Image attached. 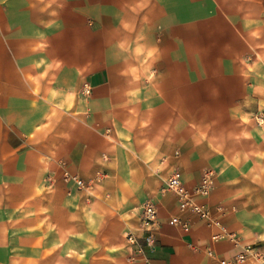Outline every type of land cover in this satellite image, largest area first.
Segmentation results:
<instances>
[{
    "label": "crops",
    "instance_id": "1",
    "mask_svg": "<svg viewBox=\"0 0 264 264\" xmlns=\"http://www.w3.org/2000/svg\"><path fill=\"white\" fill-rule=\"evenodd\" d=\"M6 1L7 17L5 22L0 20V28L6 27L7 44L3 46L0 33V94L5 92L9 100L23 82L24 72L17 66L21 52L10 35L11 27L21 26L29 27V40L44 28L48 49L43 54L54 63L59 81L64 76L68 77L64 81L92 87L89 100L75 105L83 107V115L76 116L72 106L70 115L61 116L46 132L38 148L44 169L58 172V159H65L70 170L85 178L98 169L99 154L108 151L112 156L108 167L151 171L168 154L169 169L178 168L189 188L200 182L206 169H214L218 173L212 193L197 200L214 210L222 206L224 224L233 232L247 233L245 240L259 243L255 250L264 253V130L253 135L237 117L228 136L227 158L218 150V132L212 125L222 122V112L228 108L249 104L255 93L239 66L248 54H260L255 42L264 43V33L261 39L255 38L254 24L248 21V11L255 6L252 0H236L230 6L223 0H215L217 6L212 0H53L49 8L41 9L39 0ZM15 12L27 13L28 19L16 18ZM152 59L160 63L149 68L146 63ZM151 75H160L159 81ZM8 100L7 116L14 115L17 105L11 108ZM145 121L148 129L142 128ZM131 122L128 133L126 125ZM9 123L20 124L15 119ZM159 123H171L175 133L156 148ZM191 124L200 125L195 130ZM120 132L129 140H122ZM30 154L25 150L22 156ZM125 156L133 157L132 164L123 161ZM157 179L148 180L155 185ZM126 185L122 177V186ZM148 199L140 196L131 203L142 209ZM154 201L159 219L153 229L155 241L152 246L146 243L147 233L140 229V217L136 218L129 233L137 237V243H127L123 264H213L210 247L219 257L230 258L248 245L229 240L213 244V230L190 213L186 214L191 220L188 231L172 224L171 217L180 213L173 193ZM254 218H261V228L255 226ZM140 244L143 253L137 252ZM131 257L135 259L130 261ZM243 264L260 262L250 257Z\"/></svg>",
    "mask_w": 264,
    "mask_h": 264
},
{
    "label": "rangeland",
    "instance_id": "2",
    "mask_svg": "<svg viewBox=\"0 0 264 264\" xmlns=\"http://www.w3.org/2000/svg\"><path fill=\"white\" fill-rule=\"evenodd\" d=\"M238 1L242 3L245 0ZM252 1L255 6L248 11V21L254 24L253 36L261 39L264 33V10L261 8L264 0ZM212 2L217 6L215 0ZM223 2L230 6L235 5L236 0ZM256 3L260 6H256ZM38 4L40 9L49 8L53 0H39ZM6 6L7 1L0 0L2 22L7 17ZM35 9L33 16L37 19V7ZM176 12L174 9L173 14L176 15ZM15 16L28 19L27 13L23 16L15 12ZM184 18L187 20L188 16ZM0 29L5 47L6 27ZM43 29L32 41L29 40V27L10 29L11 39L16 41L15 46L21 52L17 66L24 74L20 76L23 82L13 92V97L8 100L5 92L0 94V264H123L130 226L136 218L140 217L141 220L142 209L131 202H137L140 196L153 200L163 196L161 188L174 172L169 169V155H162L155 170L139 172L130 167L118 171L117 168L108 167L112 156L108 151H102L99 154L98 169L85 175L87 179L93 178L99 171L106 175L95 184L91 195L76 190L73 183L65 180L64 170L69 169L65 159H58V172L51 168L44 169L38 148L42 146L46 132L51 130L61 116L68 117L72 106L76 116L83 115V107L76 108L75 105L87 102L92 92L90 95L83 93L87 83L75 85L64 81L68 79L64 76L62 82L58 80L52 69L54 63L43 54L48 49V36L44 35ZM254 46L260 54H248L239 65L247 82L254 84L253 99L242 108H228L227 113L222 112V122L212 124L218 132V150L227 158L230 150L228 136L235 128L234 120L237 117H241L242 127L253 135H260L264 130V126L252 120L255 112L264 110V43L255 42ZM157 61L149 60L146 65L149 68L156 67ZM159 77L151 75L154 81H159ZM6 100L11 108L16 107L14 115L7 116ZM12 119L20 124H10ZM141 125L144 129L150 126L146 121ZM198 125L191 124V128L196 130ZM126 127L130 133L133 122ZM173 132L171 123H159L155 129V147L160 148L159 143ZM119 136L122 140H129V136L125 137L122 132ZM112 144H116V141ZM25 150L31 151V154L22 156ZM123 161L132 164L133 157L125 156ZM214 171L217 177L218 172ZM151 176L158 178L155 185L148 180ZM122 177H125L126 186H122ZM254 223L259 228L263 226L261 218H254ZM235 233L239 242H245L247 247L255 248L259 245L246 241L247 233Z\"/></svg>",
    "mask_w": 264,
    "mask_h": 264
},
{
    "label": "built area",
    "instance_id": "3",
    "mask_svg": "<svg viewBox=\"0 0 264 264\" xmlns=\"http://www.w3.org/2000/svg\"><path fill=\"white\" fill-rule=\"evenodd\" d=\"M91 92L92 87L86 84L83 93L85 95H90ZM254 118L258 125H264L263 113H257ZM107 134L110 135V130H108ZM105 176L104 172L99 171L96 176L87 179L71 172L69 169L64 170L65 180L73 183L78 190L88 192L89 195L93 192L95 184L100 182ZM215 179V171L213 169H206L202 174L200 182L194 188H189L184 184L181 172L178 170L174 171L161 188V193L163 195L173 193L179 201L180 213L172 216L170 222L188 231L191 227V220L186 217V214L190 213L203 220L205 224L213 230L211 235L213 244L222 240H229L234 244H239L240 242L237 234L224 224L220 216L224 208L219 206L214 210L209 205L197 200L198 197H208L212 193L215 187ZM88 200H90V198H88ZM158 224V207L153 199H148L142 206L140 229L144 233H147L145 234V240L150 246H152L155 241L153 229ZM127 237L130 244L137 243V237L134 234L129 233ZM143 250V245L140 244L137 252L143 253ZM208 253L214 260L213 264H243L250 257L255 258L260 264H264V253L256 251L255 248L250 246L230 258L219 257L212 247L208 249ZM134 259V257H131L130 261Z\"/></svg>",
    "mask_w": 264,
    "mask_h": 264
}]
</instances>
